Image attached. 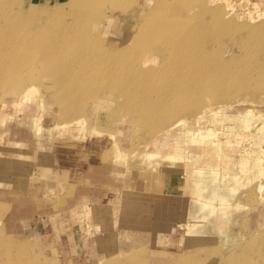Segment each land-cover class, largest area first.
Masks as SVG:
<instances>
[{
	"label": "rangeland",
	"instance_id": "1",
	"mask_svg": "<svg viewBox=\"0 0 264 264\" xmlns=\"http://www.w3.org/2000/svg\"><path fill=\"white\" fill-rule=\"evenodd\" d=\"M8 1L0 264H264V0H105L88 18L65 1ZM97 32L123 55L107 74L81 44ZM210 129L202 143L188 134ZM83 194L111 203L104 220L84 219ZM133 213L140 222L122 225Z\"/></svg>",
	"mask_w": 264,
	"mask_h": 264
},
{
	"label": "bare ground",
	"instance_id": "2",
	"mask_svg": "<svg viewBox=\"0 0 264 264\" xmlns=\"http://www.w3.org/2000/svg\"><path fill=\"white\" fill-rule=\"evenodd\" d=\"M103 1H105V0H67V1H65V5H63L62 7H65V6H67V7H70V6H74L75 8H74V11L75 10H77V8L79 9V11L81 10V12H86V16H87V18H88V16L90 17V15H92V12L93 11H96V8H98V7H100L102 4V2ZM10 1H8V0H6V3L3 1V0H0V4H1V6H3L5 9H0L1 11H0V17L1 16H4V18H6L5 20H7V22H9V20H10V18H11V16L9 15V13H10V9L8 8V3H9ZM89 2V3H88ZM6 4V6H5V4ZM7 9V10H6ZM99 9V8H98ZM62 11H64V10H62ZM219 9H214L213 11L211 10L209 13L212 15V20H213V22L214 21H216L217 22V19L218 18H220V17H218L219 16ZM60 11H57L56 12V16L58 15V13H59ZM208 13V12H207ZM191 14H194V13H191ZM191 14H188V15H190L191 16ZM81 15H83L82 13H80V16ZM195 15V14H194ZM194 15H193V17H194ZM208 15V14H207ZM85 16V15H84ZM193 17H190V19H189V16H188V21H190V23L192 22V20H194V19H192ZM84 18V17H83ZM80 19V18H79ZM86 19V18H85ZM11 21V20H10ZM69 21V20H68ZM75 21H76V19H75ZM6 22V23H7ZM11 22H13L14 23V21H11ZM5 23V24H6ZM10 23V22H9ZM12 23V24H13ZM72 23V22H71ZM187 23H189V22H187ZM65 24V23H64ZM68 24H70L69 22L67 23V25ZM192 24V23H191ZM8 25V24H7ZM13 26V25H12ZM91 26H92V24H91ZM145 25H141L140 27H136L135 28V31H134V35H133V42H136V41H138V38L141 36V32H143V28L145 29V27H144ZM211 26V25H210ZM17 27V26H16ZM66 27H68V26H66ZM75 28H76V26H75ZM249 28V27H248ZM255 28V27H254ZM9 29V28H8ZM6 31H8L9 33H10V30H7V29H5ZM75 30V29H74ZM260 30V29H259ZM76 31V33L78 32L77 30H75ZM254 31V30H253ZM23 32H25V31H23ZM49 32V31H48ZM229 32V31H228ZM262 32H264V30L262 31ZM26 33V32H25ZM44 33H45V30L44 31H42V32H40L39 33V37H43L44 36ZM98 33V32H97ZM250 33H252V32H248V34H250ZM27 34H29V33H27ZM10 34L8 35V36H6L4 39H0V43L2 44V43H4V42H7L9 39H10ZM59 38V37H58ZM79 38V37H78ZM99 38L101 39V37H100V35H99V33L98 34H96V37H93L92 39L91 38H82L81 39V44H85V43H88V41H90V43H88V47H86V49H90V50H94V52H96V51H98V54H101V55H103V58H105V61H102V62H107V60H108V62L109 61H112V60H110L112 57H116V59L117 58H121V57H123V55L122 54H116L115 52H113V50H112V48H110V47H108V46H110V43L109 44H103V42L102 41H100L99 40ZM12 39V38H11ZM54 39V38H53ZM57 39V38H56ZM60 39H62L61 41V43H65V41H67L66 43L67 44H69L70 42H68V40H64V38H63V36H61V38ZM102 40V39H101ZM16 41H18V40H16ZM104 41V40H103ZM25 42H27V41H25ZM24 42V43H25ZM58 42V41H57ZM218 42V41H217ZM78 43V42H77ZM220 43V42H219ZM11 44V43H10ZM8 45V44H3V45H6L7 47L6 48H4L3 49V53L1 52L0 53V59L2 58H6L7 56H9L10 55V51H11V49H10V46H12V44L11 45ZM27 44V43H26ZM29 44V43H28ZM53 44V43H52ZM56 43H54V46L53 47H56V46H58L59 47V45H60V41H59V45L57 44V45H55ZM209 44V43H208ZM218 44V43H217ZM17 45H18V43H17ZM22 45H23V43H22ZM61 45H65V44H61ZM60 45V46H61ZM69 45H71V44H69ZM2 46V45H1ZM1 46H0V48H1ZM27 46V45H26ZM66 46H68V45H66ZM121 46V45H120ZM126 46V45H125ZM29 47V46H28ZM52 47V48H53ZM57 47V48H58ZM119 47V46H118ZM123 47H124V45H123ZM217 47V46H216ZM27 48V47H26ZM57 48H56V50H57ZM126 48V47H125ZM181 49V47H176V49L177 50H180ZM18 49H21V46H20V48L17 46H14V51L12 50V52L13 53H16L17 55H18V53H17V50ZM23 49V48H22ZM53 49H55V48H53ZM59 49V48H58ZM61 49H63L64 50V47L62 48V46H61ZM119 49V48H118ZM202 49V48H201ZM200 49V50H201ZM166 50V49H165ZM205 50V49H204ZM1 51H2V49H1ZM123 50H121L120 51V53L122 52ZM212 51V50H211ZM92 52V51H91ZM106 52V54H104ZM118 53V52H117ZM123 53H124V51H123ZM153 53V52H152ZM162 53H164V52H162ZM208 53H210V52H208ZM198 54V53H197ZM23 55V54H22ZM22 55H19V57H22ZM126 55V54H125ZM124 55V56H125ZM24 56V55H23ZM19 57L17 58L16 57V59H17V61L15 60L14 61V65H15V62L16 63H19V64H21L20 62H18L19 61ZM84 57V56H83ZM93 57V56H92ZM94 57H96V56H94ZM186 57V56H185ZM206 57V56H205ZM87 58V57H86ZM100 58H102V57H100ZM113 58V59H114ZM11 59H13V58H11ZM55 59V58H54ZM116 59H114V63H115V61H116ZM188 59V58H187ZM8 60L10 61V59L8 58ZM102 60V59H101ZM100 60V61H101ZM117 60H119V59H117ZM122 60V59H121ZM177 60V59H176ZM186 60V59H185ZM21 61V60H20ZM98 61V60H97ZM151 61H153V63H161V61H162V59L159 61V59L157 60V57H156V55H152V56H150V59H148L147 61H146V63L148 64V63H151ZM178 61H180V60H178ZM8 62V61H7ZM51 62V61H50ZM113 62H110V63H102V64H104L105 65V67L103 66V72L102 73H104L105 72V74H107L106 72H107V70L105 69V68H109V69H111V68H113L112 66H114L113 64ZM175 62H177V61H175ZM182 62V61H181ZM98 64L99 63H101V62H97ZM96 63V64H97ZM113 63V64H112ZM29 64V63H28ZM116 64H117V61H116ZM119 64V63H118ZM194 64V63H193ZM5 65H13V64H5ZM16 65H18V64H16ZM72 65H75V64H72ZM101 65V64H100ZM116 66V65H115ZM216 66H218V65H216ZM74 67V66H73ZM76 67V66H75ZM93 67V66H92ZM98 67V66H97ZM97 67H93V69H95V71H93V69L91 68L90 70H92V72L91 73H96L97 74V72H100V71H102V70H100V68L99 69H97ZM156 67V66H155ZM14 68V67H13ZM116 68V67H115ZM204 68V67H203ZM216 68V67H215ZM220 68H221V66H220ZM155 69V68H154ZM214 69V68H213ZM13 70V69H12ZM90 70H89V72H90ZM104 70H106V71H104ZM63 71H65V70H62V72ZM68 71H69V69H68ZM67 71V72H68ZM113 71V70H112ZM116 71V70H115ZM76 72V71H75ZM75 72H74V70H72V73L73 74H75ZM89 72H86V74H85V76H84V78H86V75L88 76V75H90L91 73H89ZM138 72V71H137ZM144 72V71H143ZM208 72H210V71H208ZM207 72V73H208ZM212 73H214V70L213 71H211ZM69 73H70V71H69ZM70 74V75H73V74ZM80 73V72H79ZM78 73V74H79ZM89 73V74H88ZM139 73V72H138ZM165 73H166V71H165ZM77 74V73H76ZM81 75L82 74H84V73H80ZM79 74V75H80ZM99 74V73H98ZM109 74V73H108ZM111 74V73H110ZM123 74V73H122ZM121 74V75H122ZM168 74V73H167ZM12 75V74H11ZM64 75V74H63ZM78 75V76H79ZM93 75H95V74H93ZM126 75V74H125ZM133 75V74H132ZM66 76V75H65ZM73 76H75V75H73ZM77 76V75H76ZM97 76V75H96ZM129 76V75H128ZM203 76V75H202ZM209 76V75H208ZM68 78L67 79H69V78H71V76H67ZM83 77V76H82ZM74 78V77H73ZM76 78V77H75ZM80 78H81V76H80ZM83 78V79H84ZM88 78V77H87ZM117 78V77H116ZM89 80V79H88ZM138 80V79H137ZM193 80V79H192ZM208 80V79H207ZM71 81V80H70ZM77 81V80H76ZM78 81H80V80H78ZM77 81V82H78ZM82 81V80H81ZM134 81V80H133ZM184 81V80H183ZM72 82L73 83H75V80L73 81V79H72ZM121 82V81H120ZM136 82V81H135ZM140 82V81H139ZM72 83V84H73ZM184 83V82H183ZM194 83V82H193ZM195 83H196V81H195ZM68 84H70V83H68ZM78 85V84H77ZM209 85V84H208ZM181 86H182V84H181ZM189 86V85H188ZM197 86H198V83H197ZM193 88V87H192ZM188 89V88H187ZM191 89V88H190ZM33 90V86L32 87H30V90L29 89H27V91L26 92H24L25 93V95H27L28 94V92H30V91H32ZM179 90V89H178ZM184 90V89H183ZM186 91V90H185ZM188 91V90H187ZM186 91V92H187ZM197 91H199V90H197ZM161 92V91H160ZM178 93V92H177ZM182 93V92H181ZM189 93H190V91H189ZM195 93V92H194ZM145 94V93H144ZM196 94V93H195ZM209 95V94H208ZM184 97V96H183ZM207 97V96H206ZM209 97V96H208ZM187 98V97H186ZM164 99V98H163ZM162 99V100H163ZM203 99V98H202ZM209 99V98H208ZM211 99V98H210ZM177 103V102H176ZM167 105V104H166ZM173 106H175L174 104H172ZM165 106V105H164ZM168 106V105H167ZM173 106H172V108H173ZM166 107V106H165ZM213 107V106H212ZM182 108V107H181ZM242 108V107H241ZM163 109H166V108H163ZM210 109V108H209ZM207 110V109H206ZM205 111V110H204ZM204 111L198 116V117H201V116H203L204 114ZM241 121H243V122H249L248 121V119L246 120L245 118H242L241 119ZM183 122V119H177L174 123H172L170 126H176V125H179V124H181ZM253 122V121H252ZM263 125H264V122H263ZM171 128V127H170ZM168 131H169V129H168ZM188 134L189 135H191L192 136V142L194 141V142H197V143H202V142H204L205 140H206V138L208 137V134L209 135H212L213 134V131L210 129L209 131H207V132H202L201 130H199V131H197V132H191V131H188ZM211 147H208V146H206V150L208 149H210ZM204 168H205V164L203 163V164H201V165H199L198 166V168L197 169H195V170H197V172H198V174L200 175V176H202V174H203V172H204ZM213 173H214V175H215V177L217 176V174H218V172H216V170H213ZM204 191H206V188H201V189H199L197 192H196V195H195V200H199V201H202V203L205 205V206H208L209 204H211L212 202L210 201V200H205V198H204ZM217 192V190H216V188H214V190H213V193L212 194H214V193H216ZM1 207V206H0ZM2 211V210H1ZM2 213V212H1ZM1 213H0V216H1ZM1 218V217H0ZM2 219V218H1ZM197 222V221H196ZM183 225H185L186 226V223H183ZM190 226H191V224H190ZM189 230H191L192 231V228H188ZM208 241V240H207Z\"/></svg>",
	"mask_w": 264,
	"mask_h": 264
},
{
	"label": "crops",
	"instance_id": "3",
	"mask_svg": "<svg viewBox=\"0 0 264 264\" xmlns=\"http://www.w3.org/2000/svg\"><path fill=\"white\" fill-rule=\"evenodd\" d=\"M60 1H67V0H60ZM38 184L39 185H36L35 187L40 186L38 191H42L44 193L48 192V191H58L59 188L56 187L55 185H59L60 186V183L59 184L58 183L46 184V182L44 183V181H42V182H40ZM32 186H34V185H32ZM32 190H33V188H32ZM88 201H91L95 205L96 208H94V210H93V208L90 207V205H88ZM99 201L100 200H99V198L97 196H94V197L93 196H88V194L80 195V197L77 199V205L79 206V208H81L82 210L85 211V215H84L85 218L84 219H86V220H88V219L91 220L92 219V221H95L97 219H103L104 220V214L102 213V211L105 210L107 207H109V205L111 203L110 204H108V203L102 204ZM103 206H104V208H102ZM57 218H59V217H57ZM121 218H122L121 219V224L122 225H129V224H132V223L135 224V223H139L140 222L139 221L140 220L139 214H134L133 213L132 215L131 214L122 215ZM98 242L102 244L101 238H98V239H95L94 241H91L90 244L93 246V245H96V243H98ZM110 254H112V253H110Z\"/></svg>",
	"mask_w": 264,
	"mask_h": 264
}]
</instances>
